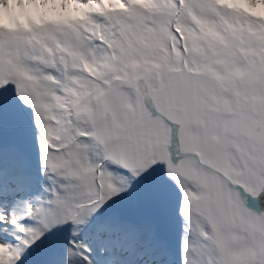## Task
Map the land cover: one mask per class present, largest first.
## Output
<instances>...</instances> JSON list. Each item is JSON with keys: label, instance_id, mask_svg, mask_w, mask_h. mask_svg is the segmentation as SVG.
Here are the masks:
<instances>
[{"label": "snow or ice", "instance_id": "6c2138e0", "mask_svg": "<svg viewBox=\"0 0 264 264\" xmlns=\"http://www.w3.org/2000/svg\"><path fill=\"white\" fill-rule=\"evenodd\" d=\"M0 264H264V0H0Z\"/></svg>", "mask_w": 264, "mask_h": 264}]
</instances>
